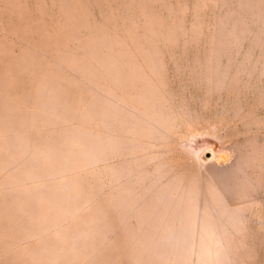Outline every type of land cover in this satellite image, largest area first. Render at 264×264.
<instances>
[{
    "label": "rangeland",
    "instance_id": "1",
    "mask_svg": "<svg viewBox=\"0 0 264 264\" xmlns=\"http://www.w3.org/2000/svg\"><path fill=\"white\" fill-rule=\"evenodd\" d=\"M0 264H264V0H0Z\"/></svg>",
    "mask_w": 264,
    "mask_h": 264
}]
</instances>
